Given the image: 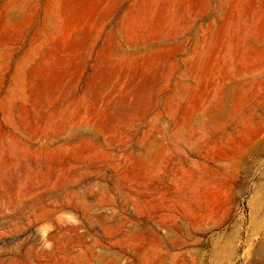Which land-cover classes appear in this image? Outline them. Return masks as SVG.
<instances>
[{
	"label": "rangeland",
	"instance_id": "obj_1",
	"mask_svg": "<svg viewBox=\"0 0 264 264\" xmlns=\"http://www.w3.org/2000/svg\"><path fill=\"white\" fill-rule=\"evenodd\" d=\"M0 264H264V0H0Z\"/></svg>",
	"mask_w": 264,
	"mask_h": 264
}]
</instances>
